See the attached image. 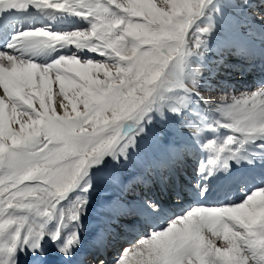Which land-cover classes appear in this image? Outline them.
<instances>
[{"label":"snow or ice","instance_id":"obj_1","mask_svg":"<svg viewBox=\"0 0 264 264\" xmlns=\"http://www.w3.org/2000/svg\"><path fill=\"white\" fill-rule=\"evenodd\" d=\"M237 7L246 3L0 0V18L33 9L48 21L17 27L0 48V264H20L29 252L43 264L48 240L73 258L97 173L127 163L157 119L191 129V145L208 151L195 170L201 198L208 178L228 172L230 162L264 164V83L239 97L225 93L215 106L201 95L214 87L202 69L221 28L215 71L226 65L225 52H251L232 19ZM65 14L87 27L53 30ZM36 53L50 58L38 62ZM243 181L238 202H197L171 216L158 215L152 198L134 206L109 200L106 231L130 212L147 226L113 264L131 257L134 264H264V174ZM105 246L98 236L91 264H105Z\"/></svg>","mask_w":264,"mask_h":264},{"label":"bare ground","instance_id":"obj_2","mask_svg":"<svg viewBox=\"0 0 264 264\" xmlns=\"http://www.w3.org/2000/svg\"><path fill=\"white\" fill-rule=\"evenodd\" d=\"M237 0L238 4L244 5L246 3V7H237L232 17L235 19L233 20L239 30L243 33L247 34L248 40L251 42V52L250 54L246 55L247 57L242 58L245 56L244 54L240 52L233 51L228 54L227 57V63L225 66H223V69H220L219 71L215 72L217 74H214L217 76V78L220 80V85L218 86L220 89H226L224 87L223 78L222 75L229 73V71L225 70L228 68V66H237V64L240 66L241 63L244 62V65H246V70L244 72L240 68H236L234 72L231 73L233 78H235V81L241 80L245 74V72H249L251 69H253V72L251 74L248 73L247 75V81L249 83L245 84V88L254 87L256 84L264 83V24L257 21V19L254 17V14H252L251 11H253L255 8L258 7L259 2L264 0ZM252 8V10H251ZM250 9V10H249ZM232 18V19H233ZM242 20H248L250 23H252L251 29L253 27L255 28V31H245L243 29V22ZM48 23L47 18L43 15V13H39L36 10L30 9L27 12H24L22 14H17L14 16L6 15L5 18L0 22V30L3 33L7 34V39H10L11 34L14 30H16L17 27H20L21 25L23 27L28 26H39L42 24ZM254 24V25H253ZM87 25V21H85L81 17H75V16H68V15H62L57 19L56 22L53 23V30H71L72 28ZM84 27V26H83ZM226 34V30L224 28H221L220 32H218L212 41L210 42V45L212 46L213 42H216L218 40H221L224 38ZM216 40V41H215ZM257 48V50L255 49ZM213 53V51L211 52ZM227 54V52H226ZM53 57L55 53L51 54ZM225 55V53H224ZM207 60L206 65L209 62V64L213 61L212 56L209 54H206ZM34 59H36L38 62H47L48 57L45 53H36L33 56ZM240 58V60H238ZM241 61V62H239ZM218 84V83H217ZM257 89V88H256ZM254 89V90H256ZM226 92H228L231 95H235L236 93H239L240 91H230L226 89ZM227 134V130L221 129L220 135L221 137H225ZM176 137H166L167 139L162 141L161 137H144L143 140L140 142V150L135 151L134 154L131 156V166L134 170L130 176L128 183L122 182L118 180L115 176H109L104 174H99L98 176L100 179L104 180V187H105V193L107 194V199L103 201V203H100L99 205L95 206L91 212L87 211L88 214L90 213V220H91V226L90 230L87 232V240L83 242L82 246L75 252V255L73 258L68 259L65 257H62L55 248V245L52 244L50 240L47 241V253L45 257L43 258V264H75L78 261L82 260V253L90 250V247L93 245L92 241H96L99 234H103L107 236V238L112 239L114 238L115 241H113V247L116 245L118 246L120 243L125 242L117 229L125 228L124 235L128 237L129 233L131 232V235L143 233H147V226L144 224L142 219L137 217V215L133 212H130L120 218L117 225L107 228L106 231V220H107V203L109 200L120 197L122 198L126 203L134 206L136 203H138L142 199L152 198L155 200H158L161 204V212L158 215H163L164 213L167 216H171L174 214H180L182 210H186L188 206L195 204L197 202H206L209 204L222 202L228 200L230 197V191L236 190L239 195L240 199L243 198L244 192H242L240 189L243 184V178L244 177H250L254 175H262L264 174V164H257L255 167L252 165H248L246 162L242 161L239 164L235 161L230 162L231 167L228 172L219 171L215 174V176L208 178V184H209V192L206 195V197L201 198L199 196V190L195 187L196 180L198 179L197 176H192L189 178V182H183L181 180L182 177H179L177 181H173L170 177V173L163 169L162 164L168 163V159H172V155L176 151V147L180 145H184V148L180 147L182 151H184L185 148H188L189 150L186 152L188 155L187 161L184 160H178V166L183 170L186 168L188 171L194 172L197 168V162L195 161V156H192V154H198L200 156L201 161H207L208 151L205 149H202L199 147V145L193 147L191 145V141L189 138H181L179 135L175 134ZM165 138V137H164ZM207 139L214 138L212 136H207ZM142 155H140V154ZM150 162L152 167L153 173H155L158 177L159 172H162L163 177V183H159L158 181L153 180V184L150 185L149 191L142 192V193H136L132 194L130 193L132 191V187L130 186V181L136 182V178H144L145 181L146 175L151 172L147 168L148 165H146V160ZM196 163V165H195ZM196 167V168H195ZM161 169V170H160ZM196 175V173L194 174ZM115 177L118 180L117 185H113L111 183L112 178ZM177 187H179V197L177 196ZM138 189H142V187L138 184ZM127 192V195L125 193ZM115 192V193H113ZM228 197V198H227ZM239 199V200H240ZM238 200V201H239ZM237 201V202H238ZM88 210V209H87ZM87 214V213H86ZM131 215L130 217L134 218L133 224L127 223L125 220L127 216ZM89 216V215H87ZM126 216V217H125ZM125 217V218H124ZM87 224V223H86ZM85 225V224H84ZM111 229V230H110ZM122 230V229H121ZM120 230V231H121ZM150 230V229H149ZM82 233V232H81ZM121 237V238H119ZM134 236L132 237V239ZM47 240V238H45ZM126 239V238H125ZM107 240V239H106ZM115 244V245H114ZM121 247V246H120ZM128 248V247H127ZM112 249V248H111ZM121 249V248H120ZM110 251V250H109ZM108 251V252H109ZM118 251V250H117ZM116 253L115 251H112L111 254ZM110 254V256H111ZM108 256V257H110ZM109 261V259H106V263ZM20 264H36L35 259L32 256V253L29 252L27 255L24 253H20Z\"/></svg>","mask_w":264,"mask_h":264},{"label":"rangeland","instance_id":"obj_3","mask_svg":"<svg viewBox=\"0 0 264 264\" xmlns=\"http://www.w3.org/2000/svg\"><path fill=\"white\" fill-rule=\"evenodd\" d=\"M249 1L252 2L251 0H249ZM156 2L159 5L160 0H156ZM255 7H258V8L257 9L255 8L251 12H252V14H254V17L259 22L258 17L264 16V1L259 2V5L257 4V6H255ZM251 10H252V8H251ZM233 20H235V19L233 18ZM242 22L244 24L243 29L245 31H251V30L255 31L254 27H253V29H251L252 23H250V21L245 20V22H244V20H242ZM260 23H262L261 20H260ZM83 26L87 27V25H82V26H78V27H83ZM216 42H213L212 46L210 45L211 48H212L213 53H211V52L207 53V54H209L210 56L213 57V58H211V59H213V61L210 64L208 62L207 65L202 69V74L205 77L210 78L211 83L214 85V87L212 89H202L201 90V95L204 96L205 99H208V100L212 101L214 106L218 102L219 97L223 96L225 93H228V92H226V89H228L230 91H236V92L240 91L239 93H236V96L239 97L241 94H245V93H249L251 91H255L254 89H256V88H258L260 86V84H256L254 87L245 88V86H246L245 84L249 83V81H247L248 80L247 79V75H248V73L251 74L253 72V69H251L249 72H245V74H244V76H243V78L241 80L235 81V78H233L231 73L234 72L236 68H240L244 72V70H246L247 67H246V65H244V62H243V63H241L242 65H240V66L237 64V66L236 65L235 66H228V68L225 69V70L229 71V73H226V74L222 75V78L224 79L223 80V83H224L223 85H224V87L226 89H220L218 87L220 85V80L217 78L216 75H213V72L216 69L215 61L218 58L217 51H216ZM248 43L251 44V42L249 40H248ZM255 49L257 50V48H255ZM228 54H229L228 52H227V54L225 52V56L226 57H228ZM244 57H247V56L245 55L242 58H244ZM95 58L99 59L100 57L97 56ZM238 60H240V58ZM239 62H241V61H239ZM220 69H223V67H220L219 70ZM215 72H217V71H215ZM215 74H217V73H215ZM57 92H58V84H54L53 85V97H52V103L53 104H55V102H56V93ZM189 131H191V129H181L180 126L175 121H170L169 123L165 124V123H161L157 119V121L151 126L150 132H149V134L147 136L148 137H152V136L161 137L162 141L164 142V140L167 139L168 137H171V136L176 137L175 134L179 135L181 138H183V136H185L184 138H189L186 135V133L189 132ZM147 136H145V137H147ZM138 150H140V146H139ZM138 150H136V151L138 152ZM133 154H134V152H133ZM131 161L132 160H129L127 163H123V164H121L120 166H118L115 169H113L110 166L107 170L97 173L96 180H95V185H94L95 190L93 192H91V194H90V203H89L87 211L91 212L92 209L95 206L99 205L100 203H103V201H105L107 199V194L105 193L106 189L104 187V183L105 182H104L103 179H100V177L98 175L99 174H104V175H109V176H115V177L118 178V180H120L122 182H127V184H129L128 183L129 176L134 171L132 169V166H131L132 165ZM145 164L148 165L147 168L149 169L150 166H151L150 162L146 160ZM152 169H149V171H151ZM71 195H75V193H72ZM86 213L87 214H85L82 217V223H83V225L85 224L84 227L81 230V232H82L81 233L82 244H83V242H85L87 240V232L90 230V226H91L90 225L91 224L90 213L89 214H88V212H86ZM87 215H89V216H87ZM130 216L131 215H129L127 217L125 216L126 217L125 220L129 224H133V222L135 220H134L133 217H130ZM123 230H125L124 227H123ZM206 235L210 236L211 234L210 233H206ZM222 243H223L222 240H217V245L218 246L221 245ZM121 247L122 248L118 249V251H116V253L113 254V256L111 254V256L109 255L110 257H107L109 259L107 264H113L114 259L117 258L118 255L122 254L124 249L129 247L128 242L126 243L125 246H121ZM108 250H110V249H108ZM135 260H136V257H131L130 258V264H134Z\"/></svg>","mask_w":264,"mask_h":264}]
</instances>
